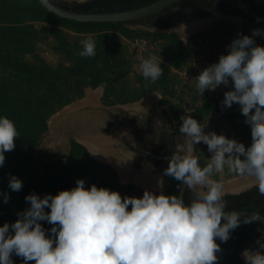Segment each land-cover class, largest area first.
<instances>
[{
    "label": "trees",
    "instance_id": "obj_1",
    "mask_svg": "<svg viewBox=\"0 0 264 264\" xmlns=\"http://www.w3.org/2000/svg\"><path fill=\"white\" fill-rule=\"evenodd\" d=\"M52 1L76 12L111 13L139 9L159 0ZM213 14L264 24V0H180L162 12L119 23H85L62 18L48 11L39 0H0V117L9 118L19 133L14 141V150L4 154L5 163L0 167V195L7 193L11 199L4 203L0 197V227L5 222L11 224L17 220V213L12 207L24 204L26 196L33 193L41 198L46 194L55 196L60 191L75 188L76 181L80 179L85 181L86 189L96 185L119 192L122 198L130 196L127 188L137 186L122 184L117 169L95 159L87 147L78 141L73 140L67 159H56L46 151H38L41 139L49 129V119L75 99L83 98L88 87L96 89L107 85L105 97L108 105L135 102L153 92L176 94L177 80L172 67L180 69L191 55V49L179 36L164 30L176 22L186 24ZM36 23L43 24L42 29H38ZM155 28L162 31H153ZM68 30L79 36L90 35V39L95 41L96 55L80 57L78 53L83 50L82 41H70ZM122 36L130 40L140 36L162 41L170 66L157 60L164 72L155 83L145 80L142 73H137L134 81L127 80L132 73V62L124 54ZM50 37L57 42L55 49L64 54L70 65L63 62L52 65L37 52L40 42ZM29 55H33L31 59ZM120 82H123L122 85L117 86L116 83ZM193 91L197 101L200 94L196 87ZM203 96L204 101L196 105L189 115L197 122L222 113L221 119L227 120L231 135L241 138L243 129L250 128L244 123L245 117L237 113L235 107L222 112V102L214 92L206 90ZM168 110L180 119L177 109L168 107ZM245 140V147H250L251 136ZM195 148L200 166L210 163L208 159L211 153L207 145L200 143ZM168 162L161 161V169L165 170ZM9 174L22 181L21 191L9 189ZM232 175L236 174L229 173V176ZM164 186L166 196L180 195L181 184L174 178L165 176ZM189 194L186 190V204L190 203ZM225 199L228 201L226 211H256L264 215V196L255 187L240 194H228ZM128 210H131V206ZM45 211L50 212V209ZM240 221V226L231 232L227 242L222 243L216 238V243L222 249L217 253L218 264H245L241 253L245 249H257V240L264 242V224L254 219ZM41 224L46 230L52 227L46 221ZM12 260L13 264H23L22 258L15 254ZM28 264H35V261Z\"/></svg>",
    "mask_w": 264,
    "mask_h": 264
},
{
    "label": "clouds",
    "instance_id": "obj_2",
    "mask_svg": "<svg viewBox=\"0 0 264 264\" xmlns=\"http://www.w3.org/2000/svg\"><path fill=\"white\" fill-rule=\"evenodd\" d=\"M237 36L226 46L228 54L195 78L196 90L202 97L206 90L231 82L233 90L224 93L221 106L239 105L251 129L250 147L215 132L205 133L192 116H181L183 142H176L163 176L179 181L190 193V203H185L182 193L164 195L162 179L157 181L160 195L145 190L142 198H122L119 192L96 185L86 189L82 179L75 188L55 196L41 198L33 193L25 197L30 207L18 212L14 223L0 227V264H13V254L23 264H218L222 249L216 238L227 242L241 221L238 212L226 211L229 193L211 177L227 167L230 174L252 178L249 187L264 196V46L254 39L264 37V29ZM81 44L80 57L96 55L95 41L89 38ZM141 69L152 83L164 72L155 56L144 60ZM18 136L14 123L0 117V167ZM200 143L211 153V162L204 167L194 156ZM8 187L19 192L23 183L9 174ZM2 195L8 203L10 196ZM45 221L52 225L50 230L42 226ZM256 243L257 249L241 253L245 264H264V242Z\"/></svg>",
    "mask_w": 264,
    "mask_h": 264
},
{
    "label": "rangeland",
    "instance_id": "obj_3",
    "mask_svg": "<svg viewBox=\"0 0 264 264\" xmlns=\"http://www.w3.org/2000/svg\"><path fill=\"white\" fill-rule=\"evenodd\" d=\"M69 1H73V0H69ZM194 24H196L195 26L196 30L188 37L187 40H184V43L190 46L191 55H189V57L183 62V65L180 69H175L172 67V72L177 80V84H176L177 93L174 95L164 94L162 92L148 93L142 99L135 102H131L133 104H129L130 106L127 109L131 115L136 114L137 110H139L137 114H140L142 113L140 112L142 111V109H144L145 111H150L155 106H160V107L164 106L167 108L172 107L173 109H177L180 116H189L190 113L194 111V107L196 105H200L204 101V96L201 97V95L199 96L197 101H195L196 98L194 96V91H193V88L196 87L197 84L195 78H197L200 75V73L207 67L211 66L214 63H218L219 57L221 55L228 54V51L226 50V46L230 45L234 39L238 38L237 36L238 33H241L246 36H251L252 31L254 29H264V24L254 23L252 21L245 20L240 17L225 16L219 14L217 15L213 14L212 16L202 19L201 21L200 20L199 21L196 20L194 22L192 21L188 25H180L179 23L176 22L172 26V28L173 30H175L176 28H181L184 26H190ZM36 26L38 29H42L43 24L36 23ZM132 28L141 29L142 26H133ZM153 31H160V30L153 29ZM88 37L90 38L91 36L90 35L79 36L75 32L68 30V38L72 42H74L75 40L84 41ZM254 39L257 45L264 46V37L257 36ZM144 40L147 41L146 44H144ZM121 43L125 47L124 50L125 56L131 59L132 62L131 63L132 73H130V75L127 77V80L129 81H134L136 78V74L142 73V69H141L142 62L146 59H149L152 56H155L159 62L163 64L165 63L167 67L170 66V61L167 59L168 53L162 47V41L160 42L152 39H145L140 36L137 37L136 40H130L129 38L122 36ZM55 45H57V42L52 37H50L46 41L40 42L37 52L52 65H58L59 63L62 62L70 65L71 62L67 61L64 54L61 51H57L55 49L54 47ZM32 56L33 55H29L28 58L31 59ZM122 83L123 82L116 83V85L121 86ZM106 86L107 85H101L98 87V89L99 88L102 89L100 96H104L105 101L107 99L105 97ZM91 88L92 87H88L86 89L85 96L83 98L75 99L73 102L63 107L61 110H59L51 117V119L49 120V129L43 135L40 146L37 149L38 151H46L49 154V156H52L56 159L58 158L67 159L70 153V139L77 138L79 140V138H81L82 136L80 132L81 126L84 127L85 125H88V121L83 122V124L75 123L77 120L76 119L71 120L70 116L74 117L76 114L81 113L79 116H83V114H86L85 117L87 119L89 118L88 116H92L93 114H96L98 112L102 114H107V112L103 110L98 111L97 108H94L99 105L98 102L94 104L83 103L86 102L85 100L87 98H91L94 95L91 93L92 92ZM231 90H233V87L230 82L229 86L225 87L224 85H220L215 91L212 92H214L222 102L224 100V93ZM151 94H157V98L155 100L151 98L147 99ZM100 96L99 97L97 96L96 100H98ZM164 100H165V104H164ZM166 101L168 102L166 103ZM232 107H235L236 109L235 111L237 113H241L239 105L233 104ZM231 108H223L222 112H226ZM221 116L222 113L213 114L204 120L198 121V123H201L205 127V133L215 132L217 135H224L229 139H235L239 143L242 144H244L245 142L247 143V140L245 139L246 138L250 139L251 129L249 127H245L243 129L241 138H238L237 135L235 134L231 135L227 129V125H228L227 120L221 119ZM79 125L80 127L78 128ZM115 128L116 127H113L112 131H114ZM122 130L123 127L121 128V130L117 131L115 135L120 134ZM89 131L91 130L89 129ZM177 140L180 143L183 142L182 134L179 133L177 135ZM194 156H195V152H194ZM210 159H211V155L209 156L208 160L210 161ZM119 177L121 179L120 173H119ZM155 177L158 179L159 178L162 179V175L160 174L155 173ZM241 177L242 176L239 175L229 176L227 167H225L224 172L215 173L211 178L219 183H222L225 186L226 183L233 181L235 179H239ZM128 184H133L137 186L133 188L132 187L127 188L130 197L142 198L145 189L134 183H125V185ZM151 189H156L161 192V189L158 187L157 184L152 185ZM226 189L227 188H225V190ZM227 192L236 193L238 191L231 192L228 190ZM0 197L3 198V195H0ZM29 207L30 204L25 202L24 204L14 205L12 209L16 211V213H18V212H23L25 209Z\"/></svg>",
    "mask_w": 264,
    "mask_h": 264
},
{
    "label": "flooded vegetation",
    "instance_id": "obj_4",
    "mask_svg": "<svg viewBox=\"0 0 264 264\" xmlns=\"http://www.w3.org/2000/svg\"><path fill=\"white\" fill-rule=\"evenodd\" d=\"M92 90H98V88H91ZM96 102L99 105L94 108L98 111L103 110L107 114L98 112L88 116L90 119H86V114L79 116L81 113L74 117L70 116L71 120L76 119L75 123L78 124L88 121L89 127L84 123L85 126L80 128L81 137L86 136L90 141H96L100 145L108 144V153L119 160L122 165L127 166L133 175L144 176L143 178L147 181L150 177L154 178L155 173L160 174L164 183V170L161 169L159 163L170 159L167 157L171 155H165L166 152L173 153L176 150V142H179L177 135L180 133L179 128L182 126V121L164 106H155L150 111L142 109L140 114H137L139 112L137 110L136 114L131 115L127 108L133 103L108 105L104 96H100ZM113 127H116L114 131H112ZM122 127L120 134L115 135ZM89 129L91 132H88ZM73 140L78 141L77 138L70 139V150ZM110 144L114 145L113 150L110 149ZM158 180L160 178L156 181ZM153 191L160 192L156 189ZM163 194L165 195V186H163Z\"/></svg>",
    "mask_w": 264,
    "mask_h": 264
},
{
    "label": "water",
    "instance_id": "obj_5",
    "mask_svg": "<svg viewBox=\"0 0 264 264\" xmlns=\"http://www.w3.org/2000/svg\"><path fill=\"white\" fill-rule=\"evenodd\" d=\"M79 1L84 2L87 0H79ZM179 1L180 0H159V1H157L151 5H148V6H145L142 8L130 10V11H123V12L81 13V12H76V11L64 9V8L56 5L52 0H39V2L51 13L56 14L62 18H66V19H70V20H74V21H78V22H85V23H88V22H114V23H119V22L138 20L141 18L151 16L153 14L162 12L163 10L169 8L170 6L174 5L175 3L179 2ZM196 20L201 21L202 19H195V20H193V22ZM190 23H186V24L179 23V24L180 25H188ZM155 29H157V28H155ZM158 30L162 31L159 28H158ZM164 31L175 34V35L179 36L182 41H184L183 38L181 37V35H179L177 32H175L172 27L169 29H166ZM80 143H82V142H80ZM87 149L89 150V148H87ZM89 152L91 153L90 150H89ZM91 155L93 156L92 153H91ZM167 158H170V157H167ZM95 159H97V158H95ZM120 182L122 184H125L124 181L122 180V178L120 179ZM251 188L252 187L248 186V187H246V188H244V189H242L236 193H229V194H240V193H243V192H245ZM185 192H186V188L183 185H181L180 194L181 193L183 194V198H184ZM153 193L156 195L161 194L160 192H157V191H153ZM184 200H185V198H184ZM238 213L240 214L239 219H254V220H257V221L261 222L262 224H264V215H262L256 211H244V212H238Z\"/></svg>",
    "mask_w": 264,
    "mask_h": 264
},
{
    "label": "bare ground",
    "instance_id": "obj_6",
    "mask_svg": "<svg viewBox=\"0 0 264 264\" xmlns=\"http://www.w3.org/2000/svg\"><path fill=\"white\" fill-rule=\"evenodd\" d=\"M195 26H196V24L190 25V26H184L181 28H176L174 31L177 32L179 35H181L183 40H187L188 37L196 30ZM101 91H102V89H98V90H95L92 92L90 91L94 95L91 98H87L85 100L86 102H83V103H87V104L97 103L96 98H97V96L98 97L100 96ZM150 98L155 100L157 98V94H151V95H149V98H147V99H150ZM78 141L82 142L83 145H85L87 148H89V150L91 151L93 156L95 158H97L99 161H102L106 164H111L112 166L117 168L120 175H121L122 180L124 181V183H134L136 185L143 187L145 190L151 191V192L153 190V189H151V186L154 184H157L156 180L158 178H156V177H154V178L150 177L146 181V179H144L145 178L144 176H143L144 177L143 178V177H140L139 175H133L130 172V169L127 168V166L122 165L119 162V160H116L110 153H108V144L102 143L103 145H100V143H98L96 141H90L86 136L79 138ZM109 147L111 150H113L114 145L110 144ZM113 154H114V152H113ZM148 176H149V174L147 175V177ZM252 183H253L252 178L247 177V176H242L239 179H235L233 181L226 183V185L224 187L227 188L226 191L229 190L231 192L232 191L235 192V191H240V190L248 187Z\"/></svg>",
    "mask_w": 264,
    "mask_h": 264
},
{
    "label": "built area",
    "instance_id": "obj_7",
    "mask_svg": "<svg viewBox=\"0 0 264 264\" xmlns=\"http://www.w3.org/2000/svg\"><path fill=\"white\" fill-rule=\"evenodd\" d=\"M146 42H147V41H146V40H144V44H146Z\"/></svg>",
    "mask_w": 264,
    "mask_h": 264
},
{
    "label": "crops",
    "instance_id": "obj_8",
    "mask_svg": "<svg viewBox=\"0 0 264 264\" xmlns=\"http://www.w3.org/2000/svg\"><path fill=\"white\" fill-rule=\"evenodd\" d=\"M99 89H101V88H99ZM92 91H95V90H92ZM88 132H91V131H88Z\"/></svg>",
    "mask_w": 264,
    "mask_h": 264
}]
</instances>
